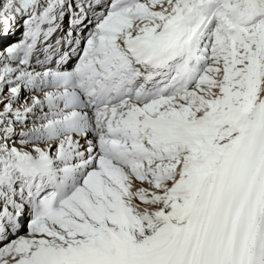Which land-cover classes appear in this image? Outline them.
Segmentation results:
<instances>
[{
    "label": "snow or ice",
    "instance_id": "obj_1",
    "mask_svg": "<svg viewBox=\"0 0 264 264\" xmlns=\"http://www.w3.org/2000/svg\"><path fill=\"white\" fill-rule=\"evenodd\" d=\"M0 264H264V0H0Z\"/></svg>",
    "mask_w": 264,
    "mask_h": 264
}]
</instances>
